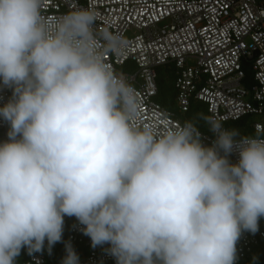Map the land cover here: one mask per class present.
<instances>
[{"label": "built area", "instance_id": "built-area-1", "mask_svg": "<svg viewBox=\"0 0 264 264\" xmlns=\"http://www.w3.org/2000/svg\"><path fill=\"white\" fill-rule=\"evenodd\" d=\"M182 146L198 157L99 170ZM0 155L15 264H47L65 206L62 264H264V0H0Z\"/></svg>", "mask_w": 264, "mask_h": 264}, {"label": "trees", "instance_id": "trees-1", "mask_svg": "<svg viewBox=\"0 0 264 264\" xmlns=\"http://www.w3.org/2000/svg\"><path fill=\"white\" fill-rule=\"evenodd\" d=\"M157 78L158 94L156 101L163 107L170 110H175L174 87L165 84L163 80ZM202 107L200 105H192L189 112L185 115V118L189 123L194 125L199 130H205L204 114L199 110ZM243 119L237 120L233 123H228V126L234 128L241 127ZM246 137H253L251 132H247ZM4 155H0V160H3ZM198 157L196 150L189 147H178L169 151L148 157L143 160L136 159L130 155H123L113 159L108 164L102 166L99 170L104 173V177L112 176L123 171L131 170L138 167L155 168L157 166H164L172 164L178 166L183 163L189 162L191 159ZM2 165H0V170ZM71 202H69V205ZM71 215L69 212V206H65L61 210V218L55 225L53 231L50 234L49 242L45 247L41 249L46 258L47 264H62L63 257V245L65 242L66 234L68 231L69 220ZM31 252L29 244L19 243L15 236L7 230L5 225L0 224V257L6 260L8 263H18L23 255H27ZM240 264H259L254 258H250L246 261H242Z\"/></svg>", "mask_w": 264, "mask_h": 264}, {"label": "rangeland", "instance_id": "rangeland-1", "mask_svg": "<svg viewBox=\"0 0 264 264\" xmlns=\"http://www.w3.org/2000/svg\"><path fill=\"white\" fill-rule=\"evenodd\" d=\"M13 62L16 63L18 69H20V70L23 69L24 65L21 62H19L17 60H14V59H13ZM120 71L123 72V73L133 74L136 71V67L133 66V65H130L128 67H122V68H120ZM157 73H158V76H160L159 79L163 80V82L165 84L173 86V75L171 73L167 74L166 70L164 68L157 69ZM155 101H156V98H155ZM174 105H175V97H174ZM253 121H257V118H254ZM238 134L240 135V138H245L246 137V135H243L242 133H238ZM231 136H232V134H231ZM232 139H236V138H232Z\"/></svg>", "mask_w": 264, "mask_h": 264}]
</instances>
